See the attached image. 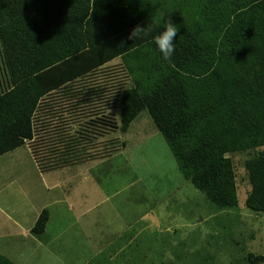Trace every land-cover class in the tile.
<instances>
[{"label": "trees", "instance_id": "obj_1", "mask_svg": "<svg viewBox=\"0 0 264 264\" xmlns=\"http://www.w3.org/2000/svg\"><path fill=\"white\" fill-rule=\"evenodd\" d=\"M179 8L189 15L177 16ZM163 10L165 19L180 25L170 62L152 43ZM42 13L50 23L42 24ZM61 18L67 29L51 26ZM90 44L93 129L127 132L146 109L184 177L215 209L237 207L228 153L264 146V0H0V67L3 59L10 73L4 77L0 71V156L40 138L33 125L42 95L36 79ZM118 57L114 70L121 73L114 74L105 65ZM125 73L124 80L115 77ZM86 93L81 92L83 103L90 100ZM84 135L76 132L56 143L47 137L48 153L61 152V161L47 166L84 160L69 149L76 138L89 136ZM98 136L93 134V143L100 145ZM101 153L93 148V159ZM245 168L251 185L246 205L264 211V152L247 158ZM48 218L45 209L33 231L43 232ZM247 261L264 264V256L250 252ZM0 264L15 263L0 255Z\"/></svg>", "mask_w": 264, "mask_h": 264}, {"label": "rangeland", "instance_id": "obj_2", "mask_svg": "<svg viewBox=\"0 0 264 264\" xmlns=\"http://www.w3.org/2000/svg\"><path fill=\"white\" fill-rule=\"evenodd\" d=\"M177 13L181 17L189 15L181 13L180 8ZM176 19L174 16L173 21ZM2 61L0 71L3 75L8 69ZM118 61L112 64L111 72ZM6 88L8 85L2 89ZM112 112L119 125L118 107H113ZM58 113L53 111V118ZM50 129L46 130L49 139L64 138V135L53 134L56 128ZM110 129H93L101 142L100 145L93 143V148L102 150L103 156L67 163L61 169L50 171L49 175L37 173L29 166L31 159L22 151L12 150L0 156V198L5 194L12 198L13 206L9 211L14 217L21 218L19 210L25 211L28 201H32L39 205L47 203L56 220L75 218V233L72 231L70 237L64 233L53 241H57L56 244L46 246L45 240L39 244L38 240H33L26 255L21 257L26 261L21 264H108L104 241L111 245L112 237L122 236V244L128 238L129 224H135L136 229L146 225L141 222L144 214L153 218L154 223L171 215V222L177 223L179 228L175 235L177 245L166 247L165 254L158 255L154 254L153 246L151 249L147 246V255L140 256L128 249L123 258L119 255L123 264H130V260L137 263L144 257L145 264H153L150 260L155 259L161 264H249L250 252L264 256V211L257 212L246 205L251 185L245 168L246 159L264 152V146L228 153L234 164L238 205L219 210L184 177L166 139L146 109L130 124L129 132ZM40 138L34 150L43 157L44 143L42 136ZM43 160L36 159L41 164ZM43 172L48 173L47 170ZM8 180L14 181L10 187L6 184ZM149 236L148 231L140 232L138 240ZM165 243L163 239V246ZM8 248L9 238L0 237V249ZM8 250L19 258L21 250ZM113 264H121L117 256Z\"/></svg>", "mask_w": 264, "mask_h": 264}, {"label": "crops", "instance_id": "obj_3", "mask_svg": "<svg viewBox=\"0 0 264 264\" xmlns=\"http://www.w3.org/2000/svg\"><path fill=\"white\" fill-rule=\"evenodd\" d=\"M41 18H43L42 24L50 23L49 17L46 14L42 13ZM54 24H58L57 27L59 29H67V24L63 23V18L56 19L55 22L51 24V26ZM89 28H91V31L93 32V22L89 24ZM118 59L120 60L119 57L113 59L105 66L108 65L111 68L112 64L117 63L115 61H118ZM92 61L93 44H90L84 49V51L82 50L81 52L79 51V53H75V55L73 56H69L67 62L63 64L61 68H58L51 73L46 74L44 77L42 76L41 79L40 77L36 79V83H38L39 85L41 83L42 85V95L39 99V103L33 117V125L36 128L35 137L42 136V142L45 145L43 157L45 158L37 155L34 150L37 149L38 146H36V144L39 142V140H41V138L35 140H27L25 145L14 149L13 152L18 150L22 151L23 154L26 153L27 158L31 159V164H29V166H33L37 173L49 175L51 174L50 171L61 169L63 167L62 165L47 166V164H49L50 162H46L45 159L59 160L61 158V152L60 154H51L52 156H49V149L46 147V139L47 137H49L47 136L46 132L48 128L50 131V128H56V131L54 129L53 132L54 135H64V137L67 136L69 137V139L74 138L76 132L77 136H81V138H84V133H87L89 136L86 137V140L76 138L73 143L70 144L69 149L73 153V157H83V159H85L84 161L93 158V65L90 66L89 63ZM76 70L79 71L78 74H75ZM117 71L118 70L115 69L111 73L115 74V72ZM44 72L46 71H43V74ZM118 72L121 73V71ZM9 74V70H7V74H4L3 76L9 77ZM97 75L102 78L101 74ZM125 75L126 73L120 74V76L115 77H119L124 80L126 78ZM2 81L3 80H1V82ZM81 89L86 91V95L90 97V100L88 102L83 103L80 100L81 92L83 91H81ZM53 111L59 112L56 118H53L52 116ZM37 128H39L38 135ZM129 131L130 129H128L127 132ZM43 132L44 135H41V133ZM50 140H52V138H50ZM56 142L59 141H55V143ZM55 149L56 148H54V150ZM57 152H59V150H57ZM81 152H83V154ZM2 156L3 155H1V157ZM37 158L44 159L42 161V164L36 161ZM78 162L82 161H75L73 163L75 164ZM45 170H47L48 173H44L43 171ZM13 183V180H8L6 182L9 187L12 186ZM19 191L22 193V189H19ZM21 193L20 195H22ZM28 203V208L25 211L23 210V208L19 210L23 216L21 218H16L9 211L11 205L13 206L12 198L7 194H5L4 197L0 198V237L9 238V248L13 250H21L18 255L19 258L15 256V253H10L8 250L9 248L5 251L0 249V255L8 257L15 264H21L26 261V259L23 260L21 259V257H24L26 255V252H28V249L31 247V243L33 240H38V244L45 240L44 246L48 245L49 243L56 244L57 241H53L60 238V235L66 233V237H70L72 231L74 233L77 231L75 229V218L73 216H69V220H66L64 218L56 220L47 203H44L43 205L34 204L32 201L31 203L28 201ZM72 208L74 210V207H71L70 205L71 210ZM45 209L49 211V218L44 231L40 233H37L35 231L33 232L32 230L37 221V218ZM151 216L153 217L154 215ZM170 216L171 215L166 216V218L164 217L162 221H159L157 217L156 219L159 222L155 221L154 223L153 218L146 217V215L144 214L142 216L141 222L146 223V225H143L140 229H136L137 227H135V224H129V229L127 230L129 231L127 232L129 233L128 238L122 244V236L112 237V240L110 241L111 245H108L104 241L107 255L106 257H109V260H107L108 264H113L116 256L118 257V262L123 264V260L119 255H122L123 258V253H126L128 249H133V251H135L133 255L137 254L140 256L147 255V252L145 251V248L147 246H151L150 249L153 246L155 252L154 254L158 255L165 254L166 247L171 248L177 245V237H175V235L179 228L176 225L177 223H173V221L171 222ZM183 221H186V217H184ZM154 224L155 227L153 226ZM146 231L150 233V236L138 240L139 233L141 232V234H143ZM119 233L122 235L124 232ZM163 239L166 242L165 245L168 246H163ZM46 240H49V242H46ZM161 245L164 247H162L163 249L160 248ZM129 262L130 264H145L146 257L140 259L137 263L131 260ZM150 263L161 264V261L155 259V261L150 260Z\"/></svg>", "mask_w": 264, "mask_h": 264}, {"label": "clouds", "instance_id": "obj_4", "mask_svg": "<svg viewBox=\"0 0 264 264\" xmlns=\"http://www.w3.org/2000/svg\"><path fill=\"white\" fill-rule=\"evenodd\" d=\"M165 16L166 13L157 17L159 33L153 37L152 43L162 55L163 60L170 62L176 50L175 41L177 33L180 30V25L174 24L170 18L165 19ZM138 34L139 32L136 29L131 33V37L136 38Z\"/></svg>", "mask_w": 264, "mask_h": 264}]
</instances>
